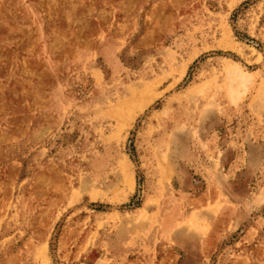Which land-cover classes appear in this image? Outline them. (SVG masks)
<instances>
[{"label": "rangeland", "instance_id": "1", "mask_svg": "<svg viewBox=\"0 0 264 264\" xmlns=\"http://www.w3.org/2000/svg\"><path fill=\"white\" fill-rule=\"evenodd\" d=\"M0 264H264V0H0Z\"/></svg>", "mask_w": 264, "mask_h": 264}]
</instances>
